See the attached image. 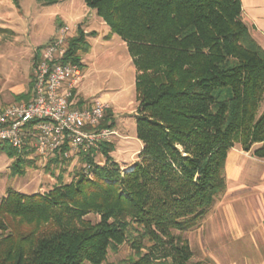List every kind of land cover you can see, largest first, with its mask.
I'll return each mask as SVG.
<instances>
[{"label":"trees","instance_id":"1","mask_svg":"<svg viewBox=\"0 0 264 264\" xmlns=\"http://www.w3.org/2000/svg\"><path fill=\"white\" fill-rule=\"evenodd\" d=\"M83 2L132 58L142 148L122 171L110 156L113 143L103 144L104 166L69 183L63 174L70 160L55 156L49 163L61 173L48 193H7L0 201V264H104L124 243L133 254L116 264H202L191 261L189 244L174 232L198 227L225 192L231 148L257 146L252 155L264 158V49L242 21L240 0ZM88 47L79 32L67 57L80 63ZM104 127L113 128L109 110ZM1 148L16 157L10 174L22 175L25 159ZM91 214L99 221L86 219Z\"/></svg>","mask_w":264,"mask_h":264},{"label":"rangeland","instance_id":"2","mask_svg":"<svg viewBox=\"0 0 264 264\" xmlns=\"http://www.w3.org/2000/svg\"><path fill=\"white\" fill-rule=\"evenodd\" d=\"M65 28L71 34L69 41L82 32L89 45L86 53H80L83 71L76 86V98L83 104L97 99L108 102L113 129L116 131V136L112 137L114 151L110 156L122 171H128L138 160L137 156L142 148L135 132L136 69L125 42L111 34L105 22L96 15L95 10L87 8L83 0H55L51 3L38 0H0V110L20 103L17 100L19 95L28 91L30 95L34 55L38 48L42 50ZM1 147L0 145V201L9 192L46 194L56 184L61 167L56 168L49 161L22 158L26 161L23 174H10L16 157L9 159ZM256 147L244 157L252 156ZM98 160L105 162V157ZM80 171V160L70 162L63 174V182L69 183ZM228 184L226 182V196L224 192L216 198L198 227L174 232L189 244L193 254L192 262L239 264L241 257H247L251 253L264 256L263 248H255L233 239L229 225L237 214L239 216L246 199L230 202ZM86 219L92 223L99 221V217L92 214ZM132 254L131 247L124 243L116 251H108L104 264H116Z\"/></svg>","mask_w":264,"mask_h":264},{"label":"built area","instance_id":"3","mask_svg":"<svg viewBox=\"0 0 264 264\" xmlns=\"http://www.w3.org/2000/svg\"><path fill=\"white\" fill-rule=\"evenodd\" d=\"M70 36L62 29L40 51L29 100L0 110V145L21 158L45 162L55 156L71 163L87 157L92 163H82V172L91 176L94 165L104 166L98 160L103 156L100 147L112 143L116 131L98 128L109 110L107 101L83 104L76 98L83 70L81 63L67 57Z\"/></svg>","mask_w":264,"mask_h":264},{"label":"crops","instance_id":"4","mask_svg":"<svg viewBox=\"0 0 264 264\" xmlns=\"http://www.w3.org/2000/svg\"><path fill=\"white\" fill-rule=\"evenodd\" d=\"M240 3L243 23L264 49V0H240ZM249 152L242 151L240 146H234L227 153L224 175L227 184L229 183V200L238 202L246 199L239 216L237 214L230 223L229 231L233 233L236 242H246L264 250V158L253 155L244 157ZM224 195L226 196V192ZM239 264H264V256L251 253L247 257H241Z\"/></svg>","mask_w":264,"mask_h":264}]
</instances>
